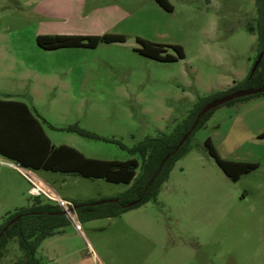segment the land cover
<instances>
[{
  "label": "rangeland",
  "instance_id": "374dc122",
  "mask_svg": "<svg viewBox=\"0 0 264 264\" xmlns=\"http://www.w3.org/2000/svg\"><path fill=\"white\" fill-rule=\"evenodd\" d=\"M169 1L173 10L157 0H55L35 9L0 0V97L8 91L36 89L35 101L26 100L54 142L70 143L91 157L140 159L130 148L161 131L171 132L199 96L245 80L259 56L257 34L247 29L257 17L255 0ZM54 24L87 34L118 32L127 40L48 50L37 43V35L52 32ZM138 37L169 45L167 52L174 55L178 53L172 45L179 44L185 57L163 61L144 55L138 50L143 46ZM25 65L59 71L40 80L21 72ZM65 67L73 71L66 73L61 69ZM259 83L253 80L251 87ZM261 98L264 94L217 107L191 137L190 150L175 163L156 200L119 216L81 221L85 243L75 236L67 249L80 250L57 261L67 250L51 254L49 246L37 254L39 264L79 258L85 264H264ZM73 124L105 139L61 128ZM208 138L222 158L256 162L258 167L232 179L209 152ZM14 168L17 171L3 167L0 172L15 184L27 183ZM69 176L66 191L91 197L118 195L130 187L103 178ZM4 192L12 194L13 189ZM74 227L73 221L66 226L70 231ZM22 254L19 242L12 239L0 264H12Z\"/></svg>",
  "mask_w": 264,
  "mask_h": 264
},
{
  "label": "trees",
  "instance_id": "16d2710c",
  "mask_svg": "<svg viewBox=\"0 0 264 264\" xmlns=\"http://www.w3.org/2000/svg\"><path fill=\"white\" fill-rule=\"evenodd\" d=\"M157 1L164 8L173 10V5L169 0ZM255 2L257 17L254 22H248L247 29L251 33L257 34L256 50L258 54L263 52V57L256 71L250 73L245 80L239 83L236 82L226 90L199 96L184 121L171 132L161 131L158 136L147 137L130 148L131 152L140 155V159H101L87 156L71 145H55L46 133L43 123L33 113L32 108L23 101L10 99H0V154L15 163L33 169L60 171L89 178H103L111 182L130 184L127 190L115 197L106 198L108 201L104 203L92 204L97 201L95 199L87 201L73 200L77 207L76 211L80 221L119 216L125 211L138 207L149 200H156L175 163L190 150L189 142L191 137L216 110L214 108L207 112L184 144L177 149L181 138L191 129L202 107L211 100L241 88L251 87V83L255 79L260 80L258 86L264 85V0H255ZM124 41H126V36L116 33H105L104 35L39 34L37 36V43L47 49L97 47L101 42ZM138 41L143 45L138 49L140 53L155 59L174 61L185 57V51L179 44L172 45L178 53L174 55L167 52V46L169 45L156 43L141 37H138ZM263 94L264 92L239 97L225 104ZM61 128L86 138L105 139L101 135L81 128L78 124ZM260 138H264V132L260 134ZM205 144L225 173L234 180L258 167L256 162L234 161L222 158L210 138L206 139ZM167 154L171 155L161 167V162ZM139 168H141L140 172L138 171ZM138 198H142L138 204L132 207L127 206L129 202ZM30 201L29 205L20 207L4 216L0 223V233L7 226V229L3 231L0 237V263L7 243L12 239H16L23 254L12 264H39L40 260L37 252L43 240L62 232L71 222L58 204L43 197H32ZM18 215H21V217L10 223Z\"/></svg>",
  "mask_w": 264,
  "mask_h": 264
},
{
  "label": "crops",
  "instance_id": "0c3cea01",
  "mask_svg": "<svg viewBox=\"0 0 264 264\" xmlns=\"http://www.w3.org/2000/svg\"><path fill=\"white\" fill-rule=\"evenodd\" d=\"M54 1L55 0H14V2L18 6L17 8H21L24 5H29V6L33 7V9H35L37 7L41 8L42 5L43 6H46V5L50 6L51 4L54 3ZM86 1H88V0H86ZM36 13L47 17L49 20H58L59 19L60 21H62V19L57 18V16H54V15L49 14V13H42L41 11L36 12ZM65 21H68V19H65ZM69 26L54 24L55 29H52L53 30L52 32H48V31L39 32L38 35L39 34L98 35V34H87L85 31H77V30L72 29ZM115 33L116 34H122V33H118V32H115ZM126 40H127V38H126ZM124 42H126V41H124ZM116 43H123V42H116ZM68 48L80 49V48H96V47H59V48L48 49V50H60V51H62V49H68ZM45 49H47V48H45ZM61 69L65 70L66 73L73 71L72 67H65V68H61ZM58 71L59 70L57 68H53L51 70H48V69H45L43 66H38V65H36V66L25 65V66H23V68L21 70V72H23V73L33 74L37 79H40V80L51 79L58 73ZM245 77H246V75H245ZM234 84H235L234 81H233V83L228 84V88L233 86ZM36 91H37L36 89H32V91H29V92L8 91L5 93L4 96L0 97V99H10V100L23 101V102L27 103L32 108L31 104L26 99H32V102H34L36 99ZM261 99H262V101H264V98H261ZM32 110H33V113L35 114V116H37L39 118V116L36 114L35 110L33 108H32ZM39 120L42 122V120L40 118H39ZM43 126H44V124H43ZM44 129H45V126H44ZM45 131L48 134V136L50 137L53 144H55V145H61V144L70 145V143H56V142H54L51 135L47 132L46 129H45ZM71 146H73V145H71ZM74 147H76V146H74ZM76 148L78 149V147H76ZM95 158H97V157H95ZM14 163H15L14 161H11L10 159H8L5 156L0 154V167H2V168L7 167V168H10V169L17 171L14 168L15 167ZM2 168H0V169H2ZM35 170L37 171V174L47 184H49L57 193L63 191L62 196L64 198L70 199L72 201L73 200L87 201V200H91V199H95V200L99 199L100 200L101 198L106 199V198H111V197L116 196V195H108V196L104 195V197H91V196L83 195V193H80V192L77 193L74 191L72 192L70 190L66 191L65 186L67 185L68 177H70L69 175H76V174L64 173V172H60V171H53V170H47V169H35ZM0 173H1L0 174V223H1L3 220V217L6 216L7 214L15 211L16 209H18L20 207L29 205L31 203L30 200L33 196L30 193V183L27 180H26L27 183L23 181L20 184H15L7 176H4L3 172H0ZM77 176H81V175H77ZM82 177H84V176H82ZM11 187L13 189L12 194L9 192L8 193L4 192L5 188H11ZM75 236L79 239V241L81 243H85L83 239L86 237H85V233H84L83 228H82V230H78V229H76V227H74V230L70 231L65 227L62 230V232L54 234V235L49 236L46 239H44L38 248L37 254L40 253V251L43 252L44 249H47V247H49V246H50L51 254H58L59 252L61 254L64 251H66L68 248H70V247H68L69 246L68 244H72ZM84 245L86 246V244H84ZM79 250H80L79 248L69 249V251L67 250L66 251L67 253H65L64 255H58L59 257H56L55 260L61 261L64 258V256H67L69 254H73ZM84 260L85 259H83V258H79L76 260L72 259V260L67 261L66 264H85L83 262Z\"/></svg>",
  "mask_w": 264,
  "mask_h": 264
},
{
  "label": "built area",
  "instance_id": "2783aa9c",
  "mask_svg": "<svg viewBox=\"0 0 264 264\" xmlns=\"http://www.w3.org/2000/svg\"><path fill=\"white\" fill-rule=\"evenodd\" d=\"M14 166L23 174L30 183V193L33 197H43L58 204L65 214L75 224L78 230H82V224L78 217L74 201L60 196L49 184H47L35 169L14 163Z\"/></svg>",
  "mask_w": 264,
  "mask_h": 264
},
{
  "label": "water",
  "instance_id": "95a60500",
  "mask_svg": "<svg viewBox=\"0 0 264 264\" xmlns=\"http://www.w3.org/2000/svg\"><path fill=\"white\" fill-rule=\"evenodd\" d=\"M263 57V52H261L252 68V72L251 73H254L256 71V69L258 68L260 62H261V59ZM264 92V85L262 86H259V87H249V88H244V89H239V90H236L230 94H227V95H224L222 97H219V98H216L214 100H211L209 102H207L203 107L202 109L199 111V113L197 114V117L195 119V122L194 124L192 125L191 129L186 133L184 134V136L181 138L179 144L177 145V149L182 145L184 144V142L187 140V138L189 137V135L191 134V132L196 128L197 124L200 122V120L202 119V117L207 113L209 112L210 110L214 109V108H217L229 101H232L236 98H239V97H243V96H249V95H253V94H258V93H263ZM171 154H167L166 157L163 159V161L161 162V167L164 165L165 161L167 160V158L170 156ZM116 200V199H115ZM142 200V198H138L136 200H133L131 202H129L127 204L128 207H132L136 204H138L140 201ZM108 201L107 199H100V200H97L95 202H93L92 204H100V203H104ZM77 209V207H75ZM65 213V212H64ZM21 217V215H18L16 216L15 218H13L10 223H13L15 222L17 219H19ZM7 229V226L4 227L3 231H5ZM3 231L0 233V237L3 233Z\"/></svg>",
  "mask_w": 264,
  "mask_h": 264
}]
</instances>
